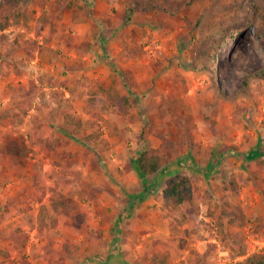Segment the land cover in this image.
<instances>
[{"label": "rangeland", "instance_id": "1", "mask_svg": "<svg viewBox=\"0 0 264 264\" xmlns=\"http://www.w3.org/2000/svg\"><path fill=\"white\" fill-rule=\"evenodd\" d=\"M17 8L27 22L0 31V264H240L217 228L225 186L248 217L229 234L264 251V168L247 157L264 145V0H0V19ZM112 85L127 113L101 89ZM69 111L96 143L61 129ZM152 147L168 164L131 200ZM177 173L208 199L184 204L174 228L160 192ZM50 187L78 207H49L40 227Z\"/></svg>", "mask_w": 264, "mask_h": 264}, {"label": "trees", "instance_id": "2", "mask_svg": "<svg viewBox=\"0 0 264 264\" xmlns=\"http://www.w3.org/2000/svg\"><path fill=\"white\" fill-rule=\"evenodd\" d=\"M257 8L262 11L259 6H257ZM44 18L45 16L39 19L40 28L43 27ZM27 19L26 15L17 8L13 13L0 19V31L1 33H4L9 28L18 29L22 24L27 22ZM234 36L235 33H232L224 38L217 50L221 49L224 44H227L229 39L234 38ZM217 56L218 54L216 53L214 60L218 59ZM6 63V60L0 61V73H3L4 65ZM257 73L259 76H264V66L260 68ZM101 89L114 103V106H116L119 113L124 114L129 111L132 105L131 99L128 95L120 93L113 85L108 88L102 87ZM253 95L254 94H252V96ZM61 129L71 136H82L84 139L89 140L90 142L92 141L93 143H96V140L99 139V135L97 134H84V120L79 118L72 111L64 114ZM46 137V143L48 146L51 149H55L58 144V137L52 129H48ZM262 141L264 143V140ZM12 151L14 152V150ZM262 156H264V145L258 146L256 150L247 153L248 158L257 159L256 166L259 168H264V157L259 158ZM137 162L140 175L146 185L149 176L158 174L167 166L168 159L161 148L152 147L142 150L138 155ZM229 182L234 189L238 188V182L233 176L229 179ZM225 189L227 190V194L222 198V203L225 209L216 219L222 245L236 256H245L240 264H264V251H254L247 254V244L242 238L240 232L235 231L232 234H229L227 225L242 228L246 225L248 217L243 208L238 203L231 200L229 188L225 186ZM147 190L148 185L144 187L143 192L139 193V196L134 195L133 198L130 196V199L133 200L134 198H138V200H141V198L145 196ZM49 192L50 202L49 204L46 202L41 204L36 218L40 227L48 225L47 218L50 214L49 207L58 214H68L78 207L75 199L70 194L63 193L57 187H50ZM160 198L162 210L173 219L174 228H177V226L184 225L188 221V214L184 209V204H189L193 210L197 212L199 210L200 202H207L208 196L206 195L204 198H200L197 185L193 178L185 173H177L167 179L164 188L160 192ZM4 217H6V214H1L0 220ZM52 224H56V222L53 221ZM152 260L156 264H164L166 256H161L159 254L154 255Z\"/></svg>", "mask_w": 264, "mask_h": 264}]
</instances>
